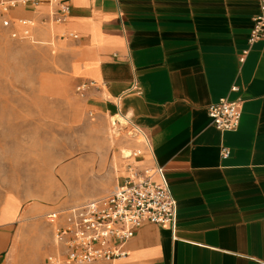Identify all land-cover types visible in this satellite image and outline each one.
I'll list each match as a JSON object with an SVG mask.
<instances>
[{"label":"crops","instance_id":"0c3cea01","mask_svg":"<svg viewBox=\"0 0 264 264\" xmlns=\"http://www.w3.org/2000/svg\"><path fill=\"white\" fill-rule=\"evenodd\" d=\"M35 1L21 12L42 19L49 2ZM60 1L68 17L44 32L63 33L73 73L97 85L92 105L133 126L141 149L130 160L166 180L177 205L173 224L143 222L128 254L106 264H264V39L250 41L258 0ZM223 97L242 100L235 130L208 114ZM3 215L2 239L17 212Z\"/></svg>","mask_w":264,"mask_h":264},{"label":"rangeland","instance_id":"374dc122","mask_svg":"<svg viewBox=\"0 0 264 264\" xmlns=\"http://www.w3.org/2000/svg\"><path fill=\"white\" fill-rule=\"evenodd\" d=\"M45 1L42 19L21 12L26 4L12 10L14 19L0 10V208L4 219L17 212L0 238L3 264H48L58 248L48 215L58 212L65 223L71 208L105 196L139 168L123 154L141 149L133 126H113L111 114L92 105L97 85L73 73L63 33L44 32L60 23L58 0L35 3ZM20 19L30 21L29 36Z\"/></svg>","mask_w":264,"mask_h":264},{"label":"built area","instance_id":"2783aa9c","mask_svg":"<svg viewBox=\"0 0 264 264\" xmlns=\"http://www.w3.org/2000/svg\"><path fill=\"white\" fill-rule=\"evenodd\" d=\"M31 0H0V10L8 12ZM260 11L254 17L250 41L264 39V0H258ZM70 8L58 0L56 21L64 22ZM30 35L26 19L19 20ZM16 36L17 33L14 32ZM208 114L220 130H235L242 116V100L223 97L208 106ZM224 157L230 155L222 149ZM161 171V169H160ZM152 169L131 167L130 173L103 197L84 202L67 212L66 221L58 223L53 212L48 220L54 225L56 253L47 257L48 264H106L128 254L126 243L145 221L173 224L177 217L176 200L170 186L154 181Z\"/></svg>","mask_w":264,"mask_h":264},{"label":"bare ground","instance_id":"6f19581e","mask_svg":"<svg viewBox=\"0 0 264 264\" xmlns=\"http://www.w3.org/2000/svg\"><path fill=\"white\" fill-rule=\"evenodd\" d=\"M110 121H111L113 126H116L117 124L128 123V121L125 119V117H122L119 114L110 115ZM133 136H135V138H136L137 134L134 133ZM135 141H136V139H135ZM123 154H124V157H126V158H133L135 153L130 147H127V148L123 149Z\"/></svg>","mask_w":264,"mask_h":264}]
</instances>
